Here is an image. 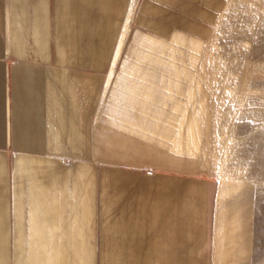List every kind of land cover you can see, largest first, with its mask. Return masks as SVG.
Listing matches in <instances>:
<instances>
[{"label": "rangeland", "instance_id": "obj_1", "mask_svg": "<svg viewBox=\"0 0 264 264\" xmlns=\"http://www.w3.org/2000/svg\"><path fill=\"white\" fill-rule=\"evenodd\" d=\"M142 1L135 0L122 53L112 73H106L92 119L95 148L83 165L91 175L57 177L61 200L75 205L50 215L59 217L47 222L55 243L75 247L80 264H123L120 253L131 233L130 218L158 220L167 214L165 230L178 236L177 244L183 245L184 236L189 254H206L210 264L218 214L229 215V205L245 196L250 258L246 251L245 258L230 264H264V0H227L206 38L180 32L172 39L149 35L137 24ZM14 159L9 155V205H29L27 196L23 203L12 197ZM62 162L67 169L78 163L71 158ZM44 177L38 183L45 189L52 181ZM171 186L180 192L166 204L170 209L144 205L149 189ZM125 198L131 204L122 208ZM28 216L22 239L15 237L17 230L8 239L11 263L15 242L32 240L36 223ZM158 235L161 247L169 248L172 243L162 230ZM223 254L220 258H229Z\"/></svg>", "mask_w": 264, "mask_h": 264}, {"label": "crops", "instance_id": "obj_2", "mask_svg": "<svg viewBox=\"0 0 264 264\" xmlns=\"http://www.w3.org/2000/svg\"><path fill=\"white\" fill-rule=\"evenodd\" d=\"M130 1L0 0V264H80L77 249L55 243L57 237L47 222L59 220L50 216L58 208L71 207L72 211L75 205L66 206L61 200L57 177L76 180L91 175L83 165L95 148L92 119ZM226 2L143 0L135 21L161 39L183 35L180 32L206 38ZM11 154L16 185L12 197L23 203L27 196L29 205H9ZM69 158L78 161L73 169L62 162ZM41 177L51 180V185L42 188ZM179 192L172 186L149 189L144 205L166 211L168 201ZM124 201L122 208L131 204L129 199ZM25 214L36 223L29 234L32 240L15 242L11 263L8 239L16 230L15 237L22 239ZM169 219L167 214L158 220L130 218L131 233L120 253L123 264H208L206 254L201 258L189 254L184 236L180 238L183 245L177 244L178 236L165 230ZM159 230L172 243L169 248L161 247Z\"/></svg>", "mask_w": 264, "mask_h": 264}, {"label": "bare ground", "instance_id": "obj_3", "mask_svg": "<svg viewBox=\"0 0 264 264\" xmlns=\"http://www.w3.org/2000/svg\"><path fill=\"white\" fill-rule=\"evenodd\" d=\"M135 7H136V2H135V0H133L131 5H130L129 13H128L127 19L125 21L122 34L120 36L121 38L119 39L120 41H119L118 46H117L116 51H115V56H114V59L112 62L110 74L112 73V70L114 69V67H115V65H116V63H117V61H118V59L122 53L123 45L125 43V39H126L127 32H128L127 30H128V27L132 21L133 14L135 12ZM129 29H131V28H129ZM174 42H176V41H174ZM157 43L160 45L159 46L160 48L165 47L163 45V41L161 39H158ZM151 46H153V45H151ZM155 48H157V47H155ZM166 48H168V47H166ZM255 70H257V69H255ZM108 83H109V81H108ZM132 91H134V90H132ZM187 121H188V123L190 122V120H187ZM179 124L182 125V121ZM182 141H184V139ZM262 160H264V159H262ZM250 191H251L250 188H246L245 194L248 196L250 194ZM245 199L246 198L244 196V198H242L240 202H236V201H234L232 203L229 202V203H231L229 205L230 211H227V212H229V215L227 213H226L227 215L226 214H224V215L218 214L214 264H230L232 261H237L238 259L245 258L246 257L245 256L246 251L248 254V256L246 258H250L249 253H251V252H249L250 251L249 249H251L250 247H251V242H252L251 226H250V219H249L250 210H249L247 203H246L247 200H245ZM223 227H225V228L227 227L228 229L227 230L225 229V231H224ZM225 246L227 247L226 249H224ZM222 247H223V249H222ZM221 253H225L229 258L225 259L226 256H225V258L223 257L224 259L220 258V257H222ZM225 254H223V255H225ZM261 255L263 256V254H261ZM253 256H255V255H253ZM257 257H259V256H257Z\"/></svg>", "mask_w": 264, "mask_h": 264}]
</instances>
